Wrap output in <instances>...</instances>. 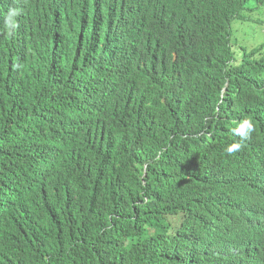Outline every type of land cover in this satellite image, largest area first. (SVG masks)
<instances>
[{"label":"trees","instance_id":"16d2710c","mask_svg":"<svg viewBox=\"0 0 264 264\" xmlns=\"http://www.w3.org/2000/svg\"><path fill=\"white\" fill-rule=\"evenodd\" d=\"M144 1L138 28L171 23L164 50L162 31L133 59L98 0H0V264H264V41L236 56L231 38L264 0ZM97 51L119 84L73 112L53 61ZM154 58L185 71L171 100ZM52 90L54 107H31ZM244 118L254 131L228 155Z\"/></svg>","mask_w":264,"mask_h":264},{"label":"clouds","instance_id":"9594fccd","mask_svg":"<svg viewBox=\"0 0 264 264\" xmlns=\"http://www.w3.org/2000/svg\"><path fill=\"white\" fill-rule=\"evenodd\" d=\"M102 8L114 15L110 23V40L120 45L124 49V55L133 59H140L146 55V45L151 36H157L164 31L160 44L156 51L164 50L165 39L168 35L166 25L158 18H154L142 28H138V20L146 16L144 0H98ZM190 5L198 8H205V2L200 0H189ZM18 15L15 9H10L5 18V24L12 33L18 24L14 17ZM42 21L31 22L29 19L23 23H33L37 27H45L49 21L41 14ZM53 72L57 77L69 75L68 80L63 83L64 91L69 96L68 107L75 112L78 109L94 107L97 104L106 102L112 95V90L117 88L120 81L119 66L109 59L106 55L96 52L93 57L84 54L76 58L66 60H54ZM150 76L155 87L154 93H160L165 99L171 100L178 92L185 78V71L181 68L178 61L168 62V59H152L149 68ZM57 94L54 90L42 94L31 102L33 109L40 108V103L45 101L54 107ZM236 126L232 129L234 136L240 137L239 142L227 144L224 151L228 155L238 152L243 141L249 138L254 131V125L248 118L235 122ZM116 119H111L110 124L106 125L105 132L101 135H108L116 126ZM100 262L106 264L102 256L95 253Z\"/></svg>","mask_w":264,"mask_h":264},{"label":"rangeland","instance_id":"374dc122","mask_svg":"<svg viewBox=\"0 0 264 264\" xmlns=\"http://www.w3.org/2000/svg\"><path fill=\"white\" fill-rule=\"evenodd\" d=\"M248 16V13L245 14ZM264 21V6L259 5L253 12H250L248 21L245 23L234 22L231 25V38L236 43L233 46L235 55L241 52L240 47L251 49L264 41V33L259 29V23Z\"/></svg>","mask_w":264,"mask_h":264}]
</instances>
